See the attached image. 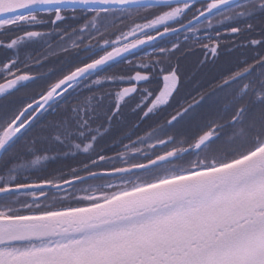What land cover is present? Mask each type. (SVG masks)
Instances as JSON below:
<instances>
[{
  "label": "snow or ice",
  "instance_id": "snow-or-ice-1",
  "mask_svg": "<svg viewBox=\"0 0 264 264\" xmlns=\"http://www.w3.org/2000/svg\"><path fill=\"white\" fill-rule=\"evenodd\" d=\"M0 51V264H264V0H0ZM125 110L149 130L98 150Z\"/></svg>",
  "mask_w": 264,
  "mask_h": 264
},
{
  "label": "flooded vegetation",
  "instance_id": "flooded-vegetation-1",
  "mask_svg": "<svg viewBox=\"0 0 264 264\" xmlns=\"http://www.w3.org/2000/svg\"><path fill=\"white\" fill-rule=\"evenodd\" d=\"M69 16L71 14H68ZM46 19V17H45ZM69 23H75L74 21H69ZM51 28V25H40L37 26V30L41 31H47ZM223 35V33H222ZM177 41V36L176 35H170V36H164L163 38H158L156 41L152 42L151 44L141 46L139 49L135 50L134 54H130L127 56L128 60H132L133 62H136L138 57L142 56L145 53H150L152 52L153 48H160V47H171V45ZM179 41L181 43V48L179 51L176 53V56L174 57V61L176 59L179 60V62L182 60V58L188 54L193 55L197 57V59L193 62L194 68L186 70V65H182L183 72H182V83H183V90H188L191 91L194 88L198 87L199 83L202 82V77L203 74L212 66L211 64V54L209 53L208 55V61H207V66L201 65V61L205 60V52L206 50L203 49L202 47L194 44L192 41L185 42L184 41V34L181 33L179 36ZM40 48V45L34 44L31 46V50L33 52L38 51ZM221 54L217 58V63L223 64L225 57L228 55L227 51L225 48H221L220 50ZM3 53L0 51V59H3ZM63 57H61L62 59ZM75 55L70 56L68 58L69 63H73L75 61ZM6 60V59H4ZM62 65L59 63V60L56 57H53L50 61L46 62V67L44 69H41V71H47V67H54V68H60ZM129 65L127 63V60L120 61L118 62L117 65L112 66L110 71L111 72H117V73H122L126 68H128ZM126 74V73H125ZM187 82L189 85L185 84ZM192 82V83H191ZM191 86V88H190ZM109 89H107L108 91ZM86 91L83 90L82 88L76 91L70 90L69 92H74L76 96L80 95L81 92ZM115 91V90H114ZM32 93L29 92L28 95H31ZM150 124V123H149ZM149 124H147V128H145V124L143 125V128L146 129L145 131L137 132L134 134V139H136L137 136L139 135H144L146 131L149 130ZM119 150V149H118ZM96 183V182H95ZM31 198V197H29Z\"/></svg>",
  "mask_w": 264,
  "mask_h": 264
},
{
  "label": "trees",
  "instance_id": "trees-1",
  "mask_svg": "<svg viewBox=\"0 0 264 264\" xmlns=\"http://www.w3.org/2000/svg\"><path fill=\"white\" fill-rule=\"evenodd\" d=\"M170 36V35H167ZM6 59L5 57H3V59L0 60H4ZM118 63H116L115 65H117ZM113 65V66H115ZM192 83V82H191ZM185 84L189 85L187 82H185ZM191 88V86H190ZM112 90L114 92L115 89H109ZM105 91H107V89H105ZM77 98V96L75 95L74 92H69V94L66 95V99L68 101H74ZM51 112V110H49V113ZM49 113H45L46 116L49 115ZM137 118L134 117L130 111L125 110L124 113V117L121 121H118L114 126H113V130L112 133L109 134L108 136H106L104 139H102L99 142L98 145V150H100L101 148L107 152L108 155H115V152L118 151L119 147H115L113 148V144L118 141L120 138H122L125 135L128 134H132V139H134V134L137 132H141V131H145L146 129L143 128V125L145 124V128H147V124L151 123H140L138 127H133V125L137 124ZM125 143H127L128 141L125 140ZM76 161L69 158L64 160L62 163H58V162H49V165L47 167L46 170L44 171H34L33 173L29 174L28 179L29 180H35L38 181L39 179L47 176L49 173L54 172L57 169H61L64 167H67L68 165H72L75 164ZM21 179H24V177L22 176ZM96 183H101V181H96ZM22 198H27L30 199L29 197H22Z\"/></svg>",
  "mask_w": 264,
  "mask_h": 264
},
{
  "label": "rangeland",
  "instance_id": "rangeland-1",
  "mask_svg": "<svg viewBox=\"0 0 264 264\" xmlns=\"http://www.w3.org/2000/svg\"><path fill=\"white\" fill-rule=\"evenodd\" d=\"M197 59V57L193 56V55H186L182 58V60L180 61V71H181V74L183 72V69L182 68V65H186V70H189V69H193L194 68V65H193V62ZM208 71V70H207Z\"/></svg>",
  "mask_w": 264,
  "mask_h": 264
}]
</instances>
